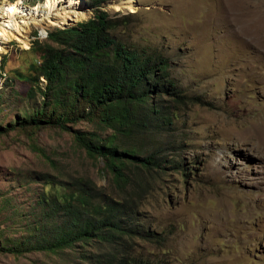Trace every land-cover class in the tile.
<instances>
[{
	"label": "rangeland",
	"instance_id": "374dc122",
	"mask_svg": "<svg viewBox=\"0 0 264 264\" xmlns=\"http://www.w3.org/2000/svg\"><path fill=\"white\" fill-rule=\"evenodd\" d=\"M16 2L27 13L24 23L14 17L19 26L3 15L4 7ZM32 2L0 0V25L6 30L0 28V61L6 59L0 68V196L26 207L29 194L16 187L12 173L31 172L64 182L88 177L110 193L103 163L90 160L73 132L18 126L23 112L37 104L28 98L30 83L24 78L33 73L21 67L29 53L20 51L33 41L50 44L49 33L89 20L95 9L94 0H56L53 15L76 16L53 25L60 18L36 17L28 11ZM98 5L110 20H119L117 35L126 46L155 48L166 56L175 87L157 97L177 113L167 133L156 137L167 163L135 201L139 224L165 240L157 245L138 235L134 254L154 264H264V0H101ZM71 128L109 134L89 121ZM10 210H0V243L21 234ZM0 264L79 261L45 252H0Z\"/></svg>",
	"mask_w": 264,
	"mask_h": 264
},
{
	"label": "trees",
	"instance_id": "16d2710c",
	"mask_svg": "<svg viewBox=\"0 0 264 264\" xmlns=\"http://www.w3.org/2000/svg\"><path fill=\"white\" fill-rule=\"evenodd\" d=\"M99 2L90 3L95 9L89 20L52 31L46 36L50 44L33 41L30 49L20 51L29 53L21 67L33 73L24 78L30 83L28 98L37 104L23 112L18 126L73 132L90 160L103 163L101 172L112 192L83 176L64 182L48 174L12 173L30 202L20 207L11 196H0V210L11 209L21 233L0 243V252H45L72 257L79 264H154L134 254V238L142 235L157 245L165 240L139 224L135 201L167 163L164 144L156 137L167 133L177 113L157 97L175 87L166 56L155 48L126 46L117 35L119 20H110ZM79 121L93 122L109 134L73 130Z\"/></svg>",
	"mask_w": 264,
	"mask_h": 264
},
{
	"label": "bare ground",
	"instance_id": "6f19581e",
	"mask_svg": "<svg viewBox=\"0 0 264 264\" xmlns=\"http://www.w3.org/2000/svg\"><path fill=\"white\" fill-rule=\"evenodd\" d=\"M55 2H56V0H44L42 3L36 4L34 9L30 8L28 11H30L32 13L36 12V15H37L36 17H38L39 14H41L40 16H42V17H44L45 15L52 14V18H50L49 21H52L53 18H56V19H57V17L60 18L61 21L56 20V22H54L55 24L53 23V25H61V24H64L66 19L75 18L76 15H73L71 13H70L71 16H69V17H61V16H58L56 13H55V15H53V13L55 12V10H54V3ZM14 4H16V5H14V6L9 5V6H7V8L4 7V11H3L4 14L3 15L5 16V18L8 17L9 20H12V21L14 20L15 25L19 26V22H17V21L15 22V18L14 17L16 16V18H21L22 21H20V22L24 23L25 22V17H23V16L27 15V13L24 14L23 6L18 4V2L14 3ZM34 15H35V13H34ZM0 28L3 30V32L6 33V30L1 25H0ZM44 30L45 29L43 27H41V31H44ZM8 34H9V32H8Z\"/></svg>",
	"mask_w": 264,
	"mask_h": 264
},
{
	"label": "water",
	"instance_id": "95a60500",
	"mask_svg": "<svg viewBox=\"0 0 264 264\" xmlns=\"http://www.w3.org/2000/svg\"><path fill=\"white\" fill-rule=\"evenodd\" d=\"M34 5H35V3H34V2H32V5H31V6L33 7V9L35 8V6H34Z\"/></svg>",
	"mask_w": 264,
	"mask_h": 264
},
{
	"label": "clouds",
	"instance_id": "9594fccd",
	"mask_svg": "<svg viewBox=\"0 0 264 264\" xmlns=\"http://www.w3.org/2000/svg\"><path fill=\"white\" fill-rule=\"evenodd\" d=\"M42 1V0H41ZM30 8H32L33 9V7L32 6H29ZM98 7H99V5H98ZM142 219V218H141Z\"/></svg>",
	"mask_w": 264,
	"mask_h": 264
}]
</instances>
